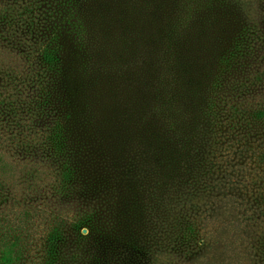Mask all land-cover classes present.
Segmentation results:
<instances>
[{
    "label": "trees",
    "instance_id": "16d2710c",
    "mask_svg": "<svg viewBox=\"0 0 264 264\" xmlns=\"http://www.w3.org/2000/svg\"><path fill=\"white\" fill-rule=\"evenodd\" d=\"M22 1L0 11V40L37 54L31 84L17 89L33 88L39 105L29 110L44 123L32 135L3 129L17 104L5 85L0 264H186L197 198L219 189L209 181L220 171L221 119L255 57L246 3ZM70 47L81 105L67 88ZM48 160L59 174L50 201L39 190Z\"/></svg>",
    "mask_w": 264,
    "mask_h": 264
},
{
    "label": "rangeland",
    "instance_id": "374dc122",
    "mask_svg": "<svg viewBox=\"0 0 264 264\" xmlns=\"http://www.w3.org/2000/svg\"><path fill=\"white\" fill-rule=\"evenodd\" d=\"M55 1L51 4L57 6ZM243 1L246 3L243 12L247 22L245 27H249L248 33L253 32L258 37L253 46L255 57L247 76L240 78L229 97L227 108L231 110L225 112L221 119V154L217 165L220 171L216 173V178L209 181L210 185L219 189L197 198L200 214L197 215L196 243L191 247L194 251L192 258L185 261L186 264H264V0ZM22 2L0 0V11ZM37 7L47 10L50 6L40 2ZM31 15L29 13L27 19ZM22 35L26 38L31 36L29 29H25ZM19 42L15 45L0 40V93L4 92L5 85L11 87L9 94L12 100L17 101L16 111H11L7 120L2 116L1 124L6 131H11L7 128L10 127L15 129V133L32 135L44 123L43 119L34 118L29 110L39 105V98L33 88L27 86L26 90L30 93H22L23 87L20 86L19 91L17 86L21 80L31 84L32 80L26 77L30 69L38 68L37 54L33 53V49L24 50ZM68 58L74 72L67 81L69 98L81 105L85 83L76 74L78 58L76 60L71 47ZM43 105L47 106L46 100ZM14 113L20 117L13 116ZM48 161L45 163L48 172H45L39 189L46 201L56 198L59 182V174L51 167V160ZM83 232L87 233L88 229L84 228ZM161 260L170 264L184 263L164 257Z\"/></svg>",
    "mask_w": 264,
    "mask_h": 264
}]
</instances>
